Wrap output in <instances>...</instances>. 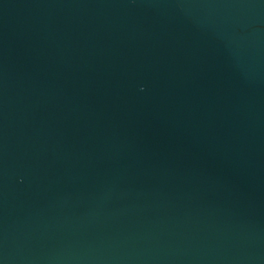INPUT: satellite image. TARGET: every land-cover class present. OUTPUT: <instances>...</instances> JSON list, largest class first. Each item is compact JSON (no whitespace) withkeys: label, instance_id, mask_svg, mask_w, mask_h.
I'll use <instances>...</instances> for the list:
<instances>
[{"label":"water","instance_id":"obj_1","mask_svg":"<svg viewBox=\"0 0 264 264\" xmlns=\"http://www.w3.org/2000/svg\"><path fill=\"white\" fill-rule=\"evenodd\" d=\"M0 264H264V0H0Z\"/></svg>","mask_w":264,"mask_h":264}]
</instances>
